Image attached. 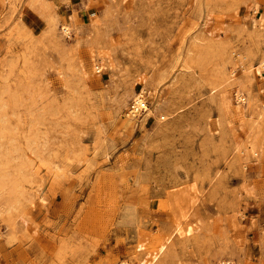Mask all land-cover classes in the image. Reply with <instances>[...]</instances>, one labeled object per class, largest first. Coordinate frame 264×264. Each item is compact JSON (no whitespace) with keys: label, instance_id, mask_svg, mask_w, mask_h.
I'll use <instances>...</instances> for the list:
<instances>
[{"label":"rangeland","instance_id":"obj_1","mask_svg":"<svg viewBox=\"0 0 264 264\" xmlns=\"http://www.w3.org/2000/svg\"><path fill=\"white\" fill-rule=\"evenodd\" d=\"M263 59L264 0H0V264H264Z\"/></svg>","mask_w":264,"mask_h":264},{"label":"bare ground","instance_id":"obj_2","mask_svg":"<svg viewBox=\"0 0 264 264\" xmlns=\"http://www.w3.org/2000/svg\"><path fill=\"white\" fill-rule=\"evenodd\" d=\"M260 66L262 68H264V59L261 61V64ZM132 110H131V114H138L140 111H144L147 109V102H146V97L142 94V93H139L137 94L133 100H132ZM161 251V250H160ZM157 257H154L152 261H155ZM151 261V263H152ZM149 263V264H151ZM120 264H132L131 261H127V260H123L120 262ZM218 264H232V262L230 261H220Z\"/></svg>","mask_w":264,"mask_h":264},{"label":"built area","instance_id":"obj_3","mask_svg":"<svg viewBox=\"0 0 264 264\" xmlns=\"http://www.w3.org/2000/svg\"><path fill=\"white\" fill-rule=\"evenodd\" d=\"M131 108H132V106H131ZM133 109V108H132ZM132 264H134V263H132Z\"/></svg>","mask_w":264,"mask_h":264}]
</instances>
